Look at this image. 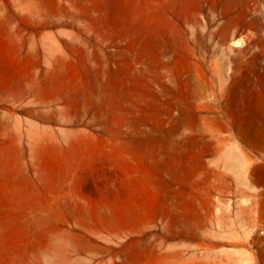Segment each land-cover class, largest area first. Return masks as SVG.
Returning <instances> with one entry per match:
<instances>
[{
    "label": "rangeland",
    "instance_id": "1",
    "mask_svg": "<svg viewBox=\"0 0 264 264\" xmlns=\"http://www.w3.org/2000/svg\"><path fill=\"white\" fill-rule=\"evenodd\" d=\"M4 83L0 264H264V0H0Z\"/></svg>",
    "mask_w": 264,
    "mask_h": 264
},
{
    "label": "bare ground",
    "instance_id": "2",
    "mask_svg": "<svg viewBox=\"0 0 264 264\" xmlns=\"http://www.w3.org/2000/svg\"><path fill=\"white\" fill-rule=\"evenodd\" d=\"M45 118L46 119H52V116L51 115H49V114H47L46 116H45ZM261 146H262V148L264 149V139L261 141ZM263 164L262 165H259V168H263L264 169V162H262ZM263 179H264V174H263ZM258 180L259 181H262V177H258ZM180 217V216H179Z\"/></svg>",
    "mask_w": 264,
    "mask_h": 264
},
{
    "label": "crops",
    "instance_id": "3",
    "mask_svg": "<svg viewBox=\"0 0 264 264\" xmlns=\"http://www.w3.org/2000/svg\"><path fill=\"white\" fill-rule=\"evenodd\" d=\"M9 85L8 84H0V89H7ZM20 87L22 88L23 87V84H20Z\"/></svg>",
    "mask_w": 264,
    "mask_h": 264
},
{
    "label": "built area",
    "instance_id": "4",
    "mask_svg": "<svg viewBox=\"0 0 264 264\" xmlns=\"http://www.w3.org/2000/svg\"><path fill=\"white\" fill-rule=\"evenodd\" d=\"M260 232L262 234V241H263V245H264V224L262 225Z\"/></svg>",
    "mask_w": 264,
    "mask_h": 264
}]
</instances>
